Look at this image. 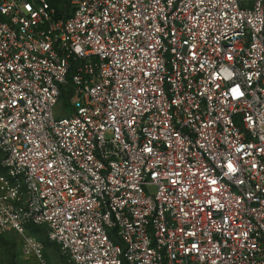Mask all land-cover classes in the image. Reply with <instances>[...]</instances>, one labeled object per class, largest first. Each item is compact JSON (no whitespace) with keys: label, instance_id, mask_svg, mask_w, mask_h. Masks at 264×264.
Wrapping results in <instances>:
<instances>
[{"label":"built area","instance_id":"2783aa9c","mask_svg":"<svg viewBox=\"0 0 264 264\" xmlns=\"http://www.w3.org/2000/svg\"><path fill=\"white\" fill-rule=\"evenodd\" d=\"M32 227L69 264H264V0H0V234L47 264Z\"/></svg>","mask_w":264,"mask_h":264},{"label":"rangeland","instance_id":"374dc122","mask_svg":"<svg viewBox=\"0 0 264 264\" xmlns=\"http://www.w3.org/2000/svg\"><path fill=\"white\" fill-rule=\"evenodd\" d=\"M30 234L42 242L47 264H69L62 258L56 245L48 242L42 234L39 232ZM19 241L20 239L12 233L0 234V264H40L21 253Z\"/></svg>","mask_w":264,"mask_h":264},{"label":"trees","instance_id":"16d2710c","mask_svg":"<svg viewBox=\"0 0 264 264\" xmlns=\"http://www.w3.org/2000/svg\"><path fill=\"white\" fill-rule=\"evenodd\" d=\"M64 102L66 103L67 102V97H65L64 96ZM30 232H39L40 234H42L44 237H45V239L47 240V238H46V236L43 234V232H42V229L41 228H39V227H32V228H30ZM12 234H14V233H12ZM15 235V234H14ZM16 236V235H15ZM34 236V235H33ZM35 237V236H34ZM48 241V240H47ZM49 242V241H48ZM42 243V242H41ZM51 243V242H50ZM55 245V244H54ZM57 247V246H56ZM58 248V247H57ZM59 250V249H58ZM60 253V252H59ZM63 258V257H62ZM64 259V258H63ZM65 260V259H64ZM66 261V260H65ZM67 262V261H66ZM68 263V262H67Z\"/></svg>","mask_w":264,"mask_h":264}]
</instances>
